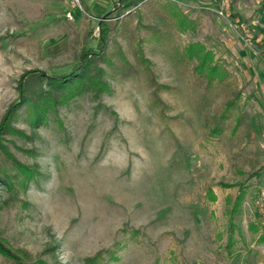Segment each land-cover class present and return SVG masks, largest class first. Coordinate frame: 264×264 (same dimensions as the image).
Masks as SVG:
<instances>
[{
    "label": "rangeland",
    "instance_id": "rangeland-1",
    "mask_svg": "<svg viewBox=\"0 0 264 264\" xmlns=\"http://www.w3.org/2000/svg\"><path fill=\"white\" fill-rule=\"evenodd\" d=\"M96 11L0 0V264H264V0Z\"/></svg>",
    "mask_w": 264,
    "mask_h": 264
},
{
    "label": "trees",
    "instance_id": "trees-1",
    "mask_svg": "<svg viewBox=\"0 0 264 264\" xmlns=\"http://www.w3.org/2000/svg\"><path fill=\"white\" fill-rule=\"evenodd\" d=\"M143 1H145V0H119L118 4H116L114 6V10H123V9H126L128 7H131V6H136L138 3L143 2ZM172 1H178V0H172ZM100 26H101V38L100 39L103 41L104 34L106 31H103L104 29H102L103 23H101ZM201 52H202V47L197 45V44H192L187 50L188 55H190L191 57L195 56L199 60L200 71H202L207 66L208 63L212 62V57H210V55H208V54H206V55L203 54L202 57H200L199 54ZM208 66L209 67L207 69H208V79L209 80H213L216 77L220 78V79L223 78V77H221L222 75L221 76L218 75L219 70H218V67L216 64L213 63L212 65H208ZM78 72H79V69H78ZM78 72L76 70L74 73H71V74L63 77V80H65V82L68 80L70 81L72 78H75V80H76L77 76H78L77 75ZM82 78L78 77V80H76L75 82L82 80ZM53 81H54L53 83L59 82L58 79H53ZM239 101H240V97L237 95L234 98V100H231V101L226 103L224 112L221 115V120H226L228 118L229 111L232 108H234L236 103ZM236 127H238V124L236 125ZM213 132L217 133V129H214ZM252 176L250 175V177H252ZM223 187L227 188V187H231V185H224ZM208 193L211 196V199L214 200L215 195L213 194V192L211 190H209ZM244 196H245V190H244V187H241L237 196L233 200L230 198L226 199V205H227L226 216H227V224L228 225L226 227L227 228V230H226V241H225L226 243L224 245V249L228 254L231 253L233 244L235 242V236H236L235 233H238V229H236V223H235L234 217L238 212L240 213V210H241L240 208L242 206ZM252 228H254L253 230L255 232L259 233L258 228L256 226H254ZM257 241L259 243H264V233H259Z\"/></svg>",
    "mask_w": 264,
    "mask_h": 264
},
{
    "label": "crops",
    "instance_id": "crops-1",
    "mask_svg": "<svg viewBox=\"0 0 264 264\" xmlns=\"http://www.w3.org/2000/svg\"><path fill=\"white\" fill-rule=\"evenodd\" d=\"M119 0H84V2L87 4V8L89 10H93L94 12H97L96 10L99 9H104L106 8L108 5H112L114 4V6L116 4H118ZM255 176H258V173L255 174ZM253 177V176H252ZM251 177V178H252ZM245 190V189H244ZM264 192V186H260L258 185L256 187V191H255V197H254V209H255V202H256V197L260 194ZM256 210V209H255ZM257 214V213H256ZM262 228V227H261Z\"/></svg>",
    "mask_w": 264,
    "mask_h": 264
},
{
    "label": "built area",
    "instance_id": "built-area-1",
    "mask_svg": "<svg viewBox=\"0 0 264 264\" xmlns=\"http://www.w3.org/2000/svg\"><path fill=\"white\" fill-rule=\"evenodd\" d=\"M75 1L77 2V0H75ZM218 13H219V15H223L221 10H219ZM66 16L68 19H72L70 13H67ZM255 209H256L257 217L259 219V224L262 227V229L264 230V192L260 193L256 197Z\"/></svg>",
    "mask_w": 264,
    "mask_h": 264
}]
</instances>
